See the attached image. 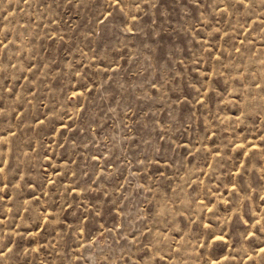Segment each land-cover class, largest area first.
Returning <instances> with one entry per match:
<instances>
[{
  "label": "rangeland",
  "instance_id": "374dc122",
  "mask_svg": "<svg viewBox=\"0 0 264 264\" xmlns=\"http://www.w3.org/2000/svg\"><path fill=\"white\" fill-rule=\"evenodd\" d=\"M0 264H264V0H0Z\"/></svg>",
  "mask_w": 264,
  "mask_h": 264
}]
</instances>
